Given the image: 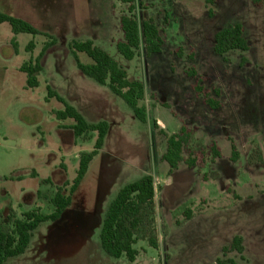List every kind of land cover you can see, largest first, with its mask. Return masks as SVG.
<instances>
[{"label":"rangeland","instance_id":"374dc122","mask_svg":"<svg viewBox=\"0 0 264 264\" xmlns=\"http://www.w3.org/2000/svg\"><path fill=\"white\" fill-rule=\"evenodd\" d=\"M143 2L147 9L140 0L135 3L138 22L152 18L165 44L161 54L150 57L142 46L127 61L117 50L123 39L120 19L128 15L119 0H0L1 14L39 32L14 35L8 23H0L3 231L11 233L13 222L27 212L52 214L57 190L70 196L80 155L92 152L98 138L96 132L79 139L58 132L59 126L66 130L75 121L57 119L65 106L50 98L49 90L87 123L109 126L104 149L66 214L40 225L27 252L5 264H216L236 236L243 239L244 253L228 258L236 264H264V0L261 7L251 0ZM236 24L243 27L249 50L232 51L225 62L213 52L214 36ZM86 41L122 66L131 81L145 86L140 106L147 110V124L78 69L77 61L93 64L72 48L73 42ZM40 55L42 71L34 75L37 88L30 89L22 68L35 67ZM191 68L220 109L210 110L194 92ZM154 120L169 136L183 127L190 132L183 158L191 155L196 167L182 162L169 176L163 160L167 140L153 128ZM213 143L221 158L213 159ZM233 144L236 161L231 159ZM64 165L67 176L60 178L55 169L64 171ZM148 175L154 177L156 198L137 232L139 255L133 263L113 259L103 252L99 238L106 201ZM98 181L106 197L103 207L95 200ZM152 238L157 249L149 243Z\"/></svg>","mask_w":264,"mask_h":264},{"label":"trees","instance_id":"16d2710c","mask_svg":"<svg viewBox=\"0 0 264 264\" xmlns=\"http://www.w3.org/2000/svg\"><path fill=\"white\" fill-rule=\"evenodd\" d=\"M136 1L119 0L121 4L127 6L128 15L122 16L120 19L123 39L117 43V50L127 61H132L142 46L146 56L150 57L161 54L165 44L164 33L155 25L152 18H145L140 25L136 15ZM143 1L140 0V5L147 9ZM251 2L256 7L263 5V0H251ZM210 17H212V12ZM0 23H8L14 35L39 34L36 29L25 21L6 14L0 13ZM72 48L79 53H85L93 61V64L89 66L77 61L78 69L98 85L107 87L115 96L124 101L139 122L147 124L149 121L147 110L144 106H140V103L146 97L145 86L138 81H131L125 69L102 49L94 46L91 41L73 42ZM248 50L249 45L244 37V29L241 25H229L219 30L214 36L213 52L225 62L227 61L226 55L228 53L232 51L247 52ZM41 55L37 59L35 67L31 64H25L22 68V71L28 75V87L30 89L37 88V80L34 75L42 71L39 64L42 58ZM191 57L193 59L194 55L192 54ZM188 76L196 80L194 92L197 96L203 98L205 105L213 111L220 109L221 104L212 100L209 94L204 93L202 88L203 81L197 72L191 68ZM215 93L220 96L218 91H215ZM49 97H56L65 106L64 112L57 113L58 120L72 119L75 121V124L69 128L73 131L75 139H79L91 132H96L98 138L92 152L80 155L79 169L71 187L70 196L66 197L61 188L57 190L55 197L51 201L54 207L52 214L43 215L37 210L27 212L24 214L23 219L13 222L14 229L11 233L4 232L0 226V264H5L9 259L24 255L40 225L47 222L54 223L61 219L65 210L71 205L72 194L76 192V189L87 174L89 164L102 149L109 130L106 122L89 125L76 110L62 98L55 96L50 90ZM164 106L168 107L167 104H164ZM153 128L159 131L167 140V149L163 155V160L169 165V176L178 169L179 164L182 162H185L191 168L196 167L197 161L191 155L185 161L183 158V153L191 138L190 132L185 127L179 133L170 136L160 128L155 120L153 121ZM210 150L213 159L221 158L215 143L212 144ZM231 159L234 161L238 159L234 144L232 146ZM155 198V180L153 176L148 175L124 186L116 197L112 199L107 207L99 236L101 249L107 256L113 259L126 258L131 263L136 261L139 255V252L135 249V245L138 243L137 232L143 223L144 214L153 208ZM185 214L188 219L191 218L190 212ZM149 243L153 248H158L155 239H150ZM222 252L223 258L218 259L216 264H236L235 260L228 258V254L237 253L243 255L242 237L236 236L230 246L224 247Z\"/></svg>","mask_w":264,"mask_h":264},{"label":"crops","instance_id":"0c3cea01","mask_svg":"<svg viewBox=\"0 0 264 264\" xmlns=\"http://www.w3.org/2000/svg\"><path fill=\"white\" fill-rule=\"evenodd\" d=\"M88 124H89V125H96V124H90V123H88ZM72 126H73V124L70 125L69 127H67L68 129H66V130L64 129L65 126H63V127H62V126H59V130H58V132H61V133H62V132H67V133H69V134H71V133L73 134V131L69 129V128L72 127ZM58 132H57V133H58ZM108 132H109V131H108ZM62 134H64V133H62ZM73 135H74V134H73ZM107 135H108V134H107ZM74 138H75V137H74ZM103 149H104V146H103L102 149L99 151L98 155H97V156L92 160V162L89 164L87 174L85 175L84 179H83L82 182H81V187L83 186L84 181H86V178L89 176L90 171H91L93 165L96 163V161H98V159H99V157H100V154H101V152L103 151ZM64 167H65L64 171L66 170L65 172L62 171L61 169H58V168L55 169V170H56V171L61 170V172L63 173V175H64V176H65V175L67 176V168H66L65 165H64ZM77 172H78V171H77ZM100 174H101V172L99 171V176H100ZM99 178H100V177H98V180H99ZM66 179H67V177H66ZM66 179H65V181H66ZM99 189H100V186H99V181H98V185H97V187H96V190H97L96 193H97V194H96V199H95V200H96V202H100V207H103L101 204H102V202H105L106 197H105V193L100 192ZM26 193H27V192H26ZM26 193H25V192L22 193V198L26 197V195H25ZM111 201H112V200H111ZM111 201H110V202H111ZM106 202H108V204L106 203V204H107L106 207H108V205H109L110 202H109V200L106 201ZM69 208H70V207H69ZM67 210H68V209H67ZM106 210H107V209H106ZM66 212H67V211H65V212L63 213V215L66 214ZM101 212H102V211H101ZM105 213H106V212H105ZM63 215H62V216H63ZM102 222H103V221H102ZM31 242H32V241H31ZM30 245H31V244H30ZM29 247H30V246H29ZM28 249H29V248H28ZM28 249H27V250H28ZM26 252H27V251H26Z\"/></svg>","mask_w":264,"mask_h":264},{"label":"flooded vegetation","instance_id":"af4514ba","mask_svg":"<svg viewBox=\"0 0 264 264\" xmlns=\"http://www.w3.org/2000/svg\"><path fill=\"white\" fill-rule=\"evenodd\" d=\"M56 174H57V173H56ZM57 176L60 177V178H63V177L65 178V176H63V173L61 172V170H58V174H57ZM81 188H82V187H81V184H80L79 187L76 189V192L72 194V196H71V199H72V200H71V205H72V203H73V196H74V195L78 192V190H80ZM71 205H70V206H71ZM70 206H69V207H70ZM69 207H68L67 209H69ZM67 209H66L65 211H67Z\"/></svg>","mask_w":264,"mask_h":264}]
</instances>
